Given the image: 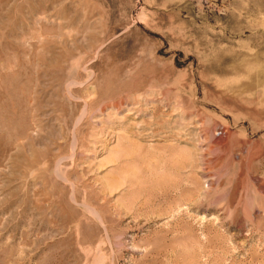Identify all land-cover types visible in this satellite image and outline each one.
<instances>
[{"label": "rangeland", "instance_id": "1", "mask_svg": "<svg viewBox=\"0 0 264 264\" xmlns=\"http://www.w3.org/2000/svg\"><path fill=\"white\" fill-rule=\"evenodd\" d=\"M0 264H264V0H0Z\"/></svg>", "mask_w": 264, "mask_h": 264}]
</instances>
